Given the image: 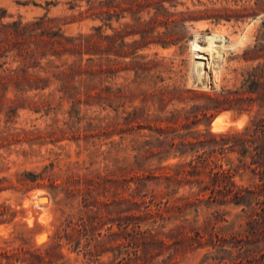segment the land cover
Instances as JSON below:
<instances>
[{"label": "rangeland", "instance_id": "374dc122", "mask_svg": "<svg viewBox=\"0 0 264 264\" xmlns=\"http://www.w3.org/2000/svg\"><path fill=\"white\" fill-rule=\"evenodd\" d=\"M121 1L116 0L114 5L118 7L107 15L101 14L99 8L89 9L88 0H0V26L10 25L2 32L14 42L29 36V33L13 36L15 22L33 24L30 29L35 30L27 40L30 48L39 43L53 51L50 48L57 43L61 51V40L68 43L65 38L81 34L95 35V39L101 40L103 52L92 55L95 61L89 64L98 67L102 63L106 73L92 82L99 87H111L115 92L111 96L116 99L104 102L81 94L78 101L59 91L61 82L56 79L44 90L33 89L22 94L10 89L5 94L0 106V178H5L0 182V244L5 246L7 241L10 247L24 244L29 248L51 244L57 232H62L65 224L72 221L74 240L61 241V255L56 264H264V202H254L253 206L204 204L198 215L192 209L179 219L163 221L157 217L156 222L153 218L142 221V229H151L157 236L144 234L140 245L128 254L119 205L110 207V212L102 206L104 217L100 222H92L95 219L89 216L95 214L84 206L81 196L66 197L62 187L67 177L98 171L119 176L122 167H129L135 161V142L156 136L149 128L132 130L122 136L121 127L129 126L123 120L128 111L146 106L150 117L141 123L148 127L165 125L156 121L157 106L152 100L144 101V92H156L167 86L191 87L222 100L224 96L232 99L233 102L223 101L209 113L212 116L208 122H199L193 130H240L252 118L263 116L259 94H253L252 100L246 98L248 93L239 92L245 90L242 86L247 70L264 65L261 48L264 0H143L145 6L138 12L130 9V3ZM157 7L169 13L160 14L156 21L152 18ZM188 10L202 12L189 14ZM168 14L172 20L171 33L164 35ZM143 29L148 30L144 39L137 33ZM166 36L171 41L169 46L155 42ZM67 49L61 56L48 54L40 60L41 65L45 66L48 60L62 64L79 57L86 63L90 57L71 52L70 46ZM5 59L11 61L12 57L0 61ZM32 71L44 73L39 68ZM74 83L78 85L79 81ZM240 96L245 100L236 102L235 97ZM190 97L188 107L208 101L201 94ZM230 103H234V108L227 109ZM185 104L170 103L161 115L166 116L167 111ZM9 105L18 108L6 128ZM5 135L8 140L2 139ZM232 156L238 163V155ZM179 160L180 157L173 155L161 162L153 158L142 168L156 169L159 174L160 166ZM142 168L134 170L140 172ZM259 179V174L251 169H241L235 176L236 182L244 185ZM156 181L152 179L144 191L162 189ZM130 183L135 185L134 180ZM189 190L190 186L184 185L178 194ZM120 191L119 187L117 193L107 194L118 200ZM129 191L125 189L124 194ZM38 195L47 196L44 206L34 203L33 198ZM99 198L105 199L102 195ZM215 210L222 220L216 228L206 229ZM178 224L185 228L171 235ZM220 228L223 230L219 231ZM196 229H204L203 239L195 235ZM217 232L222 235L220 241L216 239Z\"/></svg>", "mask_w": 264, "mask_h": 264}, {"label": "trees", "instance_id": "16d2710c", "mask_svg": "<svg viewBox=\"0 0 264 264\" xmlns=\"http://www.w3.org/2000/svg\"><path fill=\"white\" fill-rule=\"evenodd\" d=\"M115 1L88 0L91 5L89 9L99 8L101 14L107 13L108 15L112 8L118 7V5H114ZM160 1L159 5L163 7V3ZM122 2L130 3V9L135 12H138L146 3L143 0H123ZM119 7L123 9L121 5ZM224 10L237 11L229 8ZM165 11L157 7L155 17L152 19L157 21L160 14L169 13L167 10ZM198 12L202 11L188 10L187 13ZM170 17V14L165 17L167 30L164 35L171 33L170 23L172 20ZM32 25H22L21 22L13 24L15 27L13 36L29 33V36L22 41L17 39L16 42L12 37L4 35L2 32L10 25L2 23L0 26V59L12 57L11 61L6 59L0 61V106L5 101V94L10 89L22 94L33 89L44 90L52 79L61 82L59 91H63L64 94L78 101H80L81 94L90 99L105 100L104 102L116 100L111 96L112 93H115L111 87L107 85L99 87L92 82L93 79L106 73V68L102 63L98 67L89 64L91 61H95L92 55L103 52L100 49L101 40L95 39V35L81 34L77 37L65 38L66 41H69L68 43L61 40L60 44L63 48L61 51L58 49L57 43H53L50 48L53 51L46 50V47L39 43H36L34 48H30L27 40L30 38V32L35 30L30 29ZM137 33H140L144 39L148 30L143 29ZM107 37L109 36H105V38ZM167 37L155 42L167 47L171 44V41H167ZM68 46L72 49L71 52L80 56L90 55L87 62L83 63V58L79 57L72 62L65 61L62 64H57L54 60H48L45 66L41 65L42 58L47 57L48 54L61 56L64 51L69 50ZM261 48L264 49V46ZM14 62H17V65L14 66ZM38 68L44 73L32 71ZM246 73L247 77L242 86L245 90L239 94L248 93L246 98L252 100H254L253 94H259V106L263 111V116L252 118L240 130L225 132H211L208 129L205 131L193 130L194 125L199 122L203 120L208 122L212 116L209 113L213 109L219 108L223 101L233 102L232 99L229 96H224L222 100L219 96L199 92L191 87L182 89L177 86H167L156 92H144V101L152 100L157 106L159 114L155 115L156 121L164 122L165 125H156V127L143 125L141 121L150 117L146 106L128 111L123 120L129 126L121 127L122 136L128 134L127 132L132 133V130L143 128H149L155 132L156 136L153 139L146 138L141 142H135L133 147L137 151L135 161L129 167H122L119 176L109 171H98L92 174L67 177L62 187L66 197L72 199L81 196L84 206L90 208L95 214V216H89V218L95 219L92 222L96 220L100 222L104 217L102 206L110 212L112 211L110 207L114 204L119 205L121 207L120 220L124 224L123 237L127 241L124 246L127 247L128 254L134 252L131 250L132 248L140 245L138 243L144 234L152 237L157 236L151 229H142V221L153 218L156 222L157 217L163 221L171 218L179 219L186 217L192 209L198 215L204 204L209 206L210 204L234 203L253 206L254 202L263 203L264 199L261 196L264 195V65L253 66ZM75 81H79V84L76 85ZM191 94L204 95L208 101L188 107L187 103L192 100ZM235 99L236 102L245 100L243 96L235 97ZM11 101H15V99H11ZM174 102L186 104L181 107L175 106L167 111L166 116L161 115L168 104H174ZM233 104L230 103L226 108H234ZM17 108V106L9 105L5 120L6 128H9L7 124L12 121ZM2 139L8 140V135L2 136ZM232 154L238 155V163L235 162ZM172 155L180 157L181 160L175 164L160 166L159 174H156V169L142 168L148 160L157 158L161 162L169 159ZM135 167L142 169L139 172L134 170ZM241 169H251L259 174L260 179L254 180L251 185L238 184L235 176ZM129 174L130 176L132 174L133 177L129 178ZM4 179L0 178V182ZM152 179H156L157 185H162V189L153 188L151 192H145V187ZM132 180L135 185H131ZM115 184L117 186L113 188L112 186ZM184 185L190 186V190L187 193L178 194L179 189ZM119 187L121 191L118 200L108 196V192L117 193ZM125 189L130 190L129 193L124 194ZM101 195L105 199L99 198ZM253 208L257 212L256 207ZM220 220H222L221 214L215 210L205 228L207 229L209 226L216 228V224ZM184 221H188V218H184ZM72 225V221L65 224L62 232H57L54 242L41 247L29 248L24 244L10 247L7 241L5 246L0 244V264H56V259L61 255L59 251L62 246L61 241L66 239L71 243L74 240ZM184 228L183 224L176 225V228L171 230V235ZM221 230L223 228H220L219 231ZM194 232L199 239H203L205 236L204 229H196ZM215 236L218 241L222 238L220 232H217ZM191 239H194V236H191ZM160 241L163 242L162 239Z\"/></svg>", "mask_w": 264, "mask_h": 264}, {"label": "water", "instance_id": "95a60500", "mask_svg": "<svg viewBox=\"0 0 264 264\" xmlns=\"http://www.w3.org/2000/svg\"><path fill=\"white\" fill-rule=\"evenodd\" d=\"M47 197V196H46ZM44 195H38L36 198H33V201H34V203H36V204H40V205H42L43 204V200H44Z\"/></svg>", "mask_w": 264, "mask_h": 264}, {"label": "bare ground", "instance_id": "6f19581e", "mask_svg": "<svg viewBox=\"0 0 264 264\" xmlns=\"http://www.w3.org/2000/svg\"><path fill=\"white\" fill-rule=\"evenodd\" d=\"M218 123H219V120H217L216 121V125L218 126ZM216 130V129H215ZM222 130V129H221ZM44 196H46V195H44ZM42 202H47V200H46V198H44V200L42 201ZM46 204V203H45ZM45 204H43V206L45 205ZM48 204V203H47ZM46 209H47V207H46Z\"/></svg>", "mask_w": 264, "mask_h": 264}]
</instances>
